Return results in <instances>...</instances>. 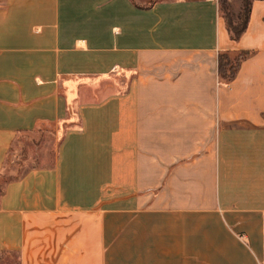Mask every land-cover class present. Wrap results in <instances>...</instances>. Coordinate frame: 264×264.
Masks as SVG:
<instances>
[{
	"label": "crops",
	"instance_id": "crops-1",
	"mask_svg": "<svg viewBox=\"0 0 264 264\" xmlns=\"http://www.w3.org/2000/svg\"><path fill=\"white\" fill-rule=\"evenodd\" d=\"M263 17L235 41L217 0H0V264H264Z\"/></svg>",
	"mask_w": 264,
	"mask_h": 264
},
{
	"label": "trees",
	"instance_id": "trees-1",
	"mask_svg": "<svg viewBox=\"0 0 264 264\" xmlns=\"http://www.w3.org/2000/svg\"><path fill=\"white\" fill-rule=\"evenodd\" d=\"M252 0H241V9L239 14L234 17L229 9L227 0H218L219 11L225 20L226 28L228 30L231 39L237 41L243 34L247 27L250 14V6ZM264 19V17H263ZM250 55L249 51H239L236 53L221 52L218 55V75L219 78L225 82H230L234 79L241 61L246 59ZM7 166L1 174V177L7 181L15 178L16 176L6 175ZM1 190V188H0Z\"/></svg>",
	"mask_w": 264,
	"mask_h": 264
},
{
	"label": "rangeland",
	"instance_id": "rangeland-1",
	"mask_svg": "<svg viewBox=\"0 0 264 264\" xmlns=\"http://www.w3.org/2000/svg\"><path fill=\"white\" fill-rule=\"evenodd\" d=\"M232 1L234 3L236 2V0H232ZM238 1L239 0H237V2ZM228 3L229 2L227 0V4ZM234 8L235 7L233 6V9ZM228 9L230 11L229 6H228ZM53 135L55 136V132H53ZM56 137H57L56 142L58 143L61 137V135H59V132H57ZM54 141H55V138L51 135L49 131H45L42 136H39L37 134L36 135L35 134L22 135L16 148H14L10 154L9 161L7 163L6 175L7 176H17L22 171H25V169H27L28 167L37 165L35 160H31V157L38 160V156L41 154V152L42 154L43 153L45 154V151L47 149H51L54 147L53 145ZM44 143L47 147L45 151L44 149H42L43 148L42 144ZM50 153L54 154V150L52 149Z\"/></svg>",
	"mask_w": 264,
	"mask_h": 264
}]
</instances>
